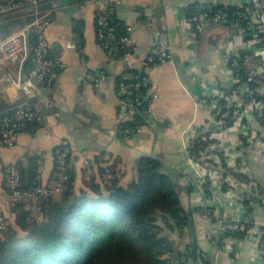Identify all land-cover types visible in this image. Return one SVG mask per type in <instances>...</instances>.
<instances>
[{"label":"crops","instance_id":"0c3cea01","mask_svg":"<svg viewBox=\"0 0 264 264\" xmlns=\"http://www.w3.org/2000/svg\"><path fill=\"white\" fill-rule=\"evenodd\" d=\"M247 0H108L116 20L123 23L137 43V51L125 60L110 61L96 36V15L104 0H44L42 15L48 20L46 34L51 42V55L63 62L57 80L43 85L30 99L42 118L35 131L23 130L13 145L0 139V209L17 226L16 213L11 206V194L5 186L7 167L28 155H40L39 179L56 201L61 191H55V146L66 140L71 147V165L75 172V188L92 192L103 188L101 167L106 152L116 163L120 183L128 185L137 176V162L143 155L160 157L165 171L177 182L180 198L193 220L184 233L166 232L178 249L195 243L194 262L201 264V252L216 264H263L261 252L252 235L226 238L223 246L213 244L206 232L216 231L225 215L249 216L255 223H264V210L247 209L235 195L226 194L222 180H218L207 194L204 184L193 181V168L186 153L187 141L196 127L209 121L211 103L202 96L229 84L230 63L227 56L243 51L245 41L232 24L222 22L209 25L197 39H186L189 29L187 8L190 4L214 2L239 5ZM15 19V17L13 18ZM17 20V19H16ZM19 21V20H18ZM79 21V25L76 23ZM81 23V25H80ZM81 27V38L76 29ZM16 22L6 34L0 28V40L15 31ZM171 47V58L151 71L152 89L158 94L148 120L141 132L122 136L118 126L127 111L121 106L117 76L132 74L138 61L162 46ZM103 69L105 78L98 87L83 81L88 70ZM0 72V108L8 109L24 101L25 94ZM127 116V118L129 117ZM259 138L264 142V126L254 118ZM241 136L240 127H232L224 134L226 146L235 147ZM262 146L252 152L248 167L252 176L264 187V158ZM179 181V183H178ZM31 209L38 211L34 200Z\"/></svg>","mask_w":264,"mask_h":264},{"label":"built area","instance_id":"2783aa9c","mask_svg":"<svg viewBox=\"0 0 264 264\" xmlns=\"http://www.w3.org/2000/svg\"><path fill=\"white\" fill-rule=\"evenodd\" d=\"M42 1L0 0V20L6 15L20 13L24 21L15 31L0 40V72L6 71L4 80L25 94L23 102L0 111V133L2 141L8 145L15 143L19 129L26 121L42 118L40 111L30 99L43 85L54 83L60 67L63 66L59 58L51 55V42L46 34L48 20L42 15ZM103 3L97 12V40L107 52L110 61L120 59L129 63L130 56L138 49L137 43L129 31L120 34L116 30L112 22L114 9L108 4V0H104ZM235 7L222 8L214 2H206L196 13L187 16L189 29L184 38L187 42L189 39H197L211 24L230 22L237 27L245 41L243 51L247 52L244 58L247 70H240L237 62H232L228 86L202 96L203 101L211 103V117L204 125L192 130L185 150L193 168V181L204 185L209 183V187L213 190L218 180H222L226 194L235 195L244 207L247 209L260 207L264 210V194H260L257 190L258 182L248 167L249 156L258 147H263L261 154L264 158V142L260 140L254 123L255 112L264 109V99L260 97L264 95V0H247ZM30 32L35 33L34 44L30 40ZM170 58L171 47L162 46L158 51L150 52L138 61L139 69L142 71L139 79L132 80L127 75L121 79L118 84V90L122 94L120 102L127 114L133 113L134 109L143 103L147 105V114L152 112L158 94L152 89L151 71L154 66ZM29 59L31 66L28 68ZM227 59L230 61L231 56L228 55ZM133 66L129 63V67ZM104 78L105 71L101 68L88 70L83 75V81L95 87H98ZM144 87L145 91L142 90ZM232 127H240L241 136L235 147L233 145L229 148L223 136ZM141 131V127L131 129L118 126V133L123 136ZM200 135L205 140V145L195 154L191 146ZM60 144L62 147L57 155V181L53 188L55 191H62L69 178L70 147L66 140H61ZM224 161L228 167L246 173L248 180H241L231 172L226 173ZM103 167L105 181H108L107 178H110L116 169L110 152L104 154ZM7 179L11 190L9 192L12 197L11 204L17 200H30L37 192L47 191L44 186H40L35 191L21 189V174L17 163L9 165ZM259 197L261 201L258 200ZM6 224L5 215L0 209V228H5ZM225 229H242L252 235L260 249L264 264L261 241L264 235V223H255L249 214L225 215L220 220L219 228L216 231L206 232L205 237L217 245ZM227 238L236 239L232 235ZM201 258V264H216L203 251ZM172 264L181 263L173 261ZM186 264L199 263L190 258Z\"/></svg>","mask_w":264,"mask_h":264},{"label":"trees","instance_id":"16d2710c","mask_svg":"<svg viewBox=\"0 0 264 264\" xmlns=\"http://www.w3.org/2000/svg\"><path fill=\"white\" fill-rule=\"evenodd\" d=\"M201 5L204 3L190 4L187 16L196 13ZM217 6L236 8L229 4ZM16 22H24L20 13L6 15L0 20V28L6 34ZM112 22L120 34L127 31L126 26L116 20L115 14ZM77 24L76 29L81 38L82 30ZM30 40L32 44L35 43L34 32H30ZM246 53L240 51L239 55L231 56L229 63L235 61L240 70L246 71ZM30 66L29 59L27 67ZM129 71L133 73L117 76V86L126 75L132 80L139 79L142 75L139 68ZM142 90L145 91L146 88ZM260 97L264 99V95ZM146 108V103L139 104L120 126L135 129L145 124ZM0 111L3 109L0 108ZM255 117L264 126V109L257 110ZM39 121L40 119L26 121L19 133L23 130L35 131ZM204 145L205 140L200 135L191 146L192 152L199 153ZM61 147L59 142L54 150L56 181L57 155ZM68 161L69 178L61 191L60 201H56L50 194V188L45 192H37L30 200H17L11 204L16 213L17 226L3 212L7 224L5 228H0V264H172L173 261L186 264L190 258L194 259L197 246L195 243H189L185 249H178L174 239L166 232L169 230L183 234L191 216L180 198L176 179L164 170L159 158L152 155L141 156L137 162L138 176L128 185L120 183L115 169L110 179L103 182V188L95 187L92 192L85 188H75L71 147ZM17 165L21 174V189L35 191L43 186L39 179V154L28 155L26 161L19 160ZM223 166L226 173L231 172L241 180H248L246 173L228 167L225 161ZM100 172L104 180L103 166ZM5 186L10 192L7 175ZM205 186L207 194H211L209 183H205ZM257 190L264 194V187L259 183ZM34 200L39 205L36 214L31 209ZM258 200L261 201L260 197ZM246 234V230L242 229H225L218 245L223 246L230 235L242 238ZM261 241L264 250V235Z\"/></svg>","mask_w":264,"mask_h":264},{"label":"water","instance_id":"95a60500","mask_svg":"<svg viewBox=\"0 0 264 264\" xmlns=\"http://www.w3.org/2000/svg\"><path fill=\"white\" fill-rule=\"evenodd\" d=\"M157 158L160 159V157H157ZM178 183H179V181H178ZM179 184H180V183H179ZM188 215L190 216V212H189V211H188ZM189 224H190V226H191V228H192L193 237H194V239H195V233H194V229H193V220H192V218L189 219Z\"/></svg>","mask_w":264,"mask_h":264},{"label":"rangeland","instance_id":"374dc122","mask_svg":"<svg viewBox=\"0 0 264 264\" xmlns=\"http://www.w3.org/2000/svg\"><path fill=\"white\" fill-rule=\"evenodd\" d=\"M107 179H110V178H107ZM106 179L104 178V180H103V178H102V182H104ZM35 214H36V212H34Z\"/></svg>","mask_w":264,"mask_h":264}]
</instances>
